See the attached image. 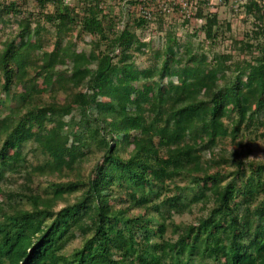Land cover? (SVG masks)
I'll return each instance as SVG.
<instances>
[{
  "label": "trees",
  "instance_id": "16d2710c",
  "mask_svg": "<svg viewBox=\"0 0 264 264\" xmlns=\"http://www.w3.org/2000/svg\"><path fill=\"white\" fill-rule=\"evenodd\" d=\"M29 2L0 0V30L18 22L0 51V95L15 102L8 113L0 111V196L8 197L0 201V264H264V196L257 203L264 162L246 161L244 150L215 151L224 138L264 129V42L251 59L230 66L232 54L209 59L190 45L175 51L181 45L170 35L160 74L171 82L154 79L150 87L155 69L138 68L131 52L149 43L129 27L113 34L121 15L111 13L107 0H36L35 14ZM243 5L248 12L262 9L256 0ZM206 16L207 35L215 38L218 15ZM47 22L57 32L50 51L42 39ZM76 23L92 36L89 53L67 37ZM254 31L253 37L264 36L263 25ZM241 44L254 53L252 42ZM29 142L45 159L26 180L60 176L46 196L26 183L21 190L4 187L7 171L23 173L21 163H29L23 153ZM232 160L234 177L223 167ZM188 176L198 186L189 202L180 191L158 202L162 190ZM210 200L209 215L176 224V237H165L173 209L200 201L206 207ZM79 237L82 244L68 252Z\"/></svg>",
  "mask_w": 264,
  "mask_h": 264
},
{
  "label": "rangeland",
  "instance_id": "374dc122",
  "mask_svg": "<svg viewBox=\"0 0 264 264\" xmlns=\"http://www.w3.org/2000/svg\"><path fill=\"white\" fill-rule=\"evenodd\" d=\"M72 1L74 2L75 0ZM107 1L110 3L109 6H113L112 10L110 8L111 13H118V17L121 15L119 21L123 19V13H126L127 16L131 14L127 10L125 6L126 4H124V0ZM191 1H196L200 4V7L195 12L193 10V13L195 15L193 14V17L191 19L184 20L182 17V20L177 21L175 20V18H173L174 22L170 24H168L166 21L164 22L162 19H158L153 25L151 24L149 26H147L146 24L145 26H137L136 24H133L134 22L129 24L128 20L127 24H129V26L127 25L123 27L116 23L111 28L113 34L116 35L119 34V32L123 29L129 27L130 29H132V31L137 34V36H139L140 42L144 41L149 43L148 46L142 47L141 51L137 50L135 48L137 45H135L133 46L131 52L133 53V62L138 68H140L141 70H146L148 68L155 69L153 70V79L148 82V86L150 87L153 86L154 79L158 80V83L161 86L166 87H168L171 82L169 78L162 79L160 74L164 60L165 58H167L166 52L170 35H172V37H175L178 40V43H180L181 45L180 48L179 45H177L175 51H184V46L190 45L194 48V51L205 53L209 57V59H212L214 54H232L233 58L228 61V65L230 66L240 60L251 59L252 55L258 52V48L256 47V45H258V43L259 45L263 44L264 42V36L253 37L255 35L254 30H257V25L264 26V0H256L261 4L262 7L260 12H258L257 10H253V12H248L247 9L243 7V4H245L247 0H242L243 2L241 0H237V2H233L232 4L231 1L227 0V3L225 2L223 4H217V6H214V8L209 6L206 0V2H204V0ZM201 3H203L202 7ZM31 10V13L33 14H35V12L38 13L39 11L35 7L31 8ZM210 11H212L213 13L216 12L218 15V25H216L215 27L216 31L218 32V36L215 38H209L206 31V25L208 23L206 15ZM200 13H202V15H200ZM258 15H260L261 20L259 17H257ZM17 23L18 22L14 19L13 21L5 22V27L2 26V29L0 30V51L7 43L8 37L15 35L16 32H14V29H16ZM45 27L47 29V32L42 34V39L45 40L44 49L50 51L53 49L55 40L57 38L56 26H54L51 22H47ZM248 34L250 35L249 37ZM67 37L71 38L77 43V49L79 51L84 50L89 53L91 50L94 49V45L90 44L92 36L82 30L80 23H76L74 28L67 32ZM243 40L250 41L254 44L253 54L252 52H248L246 48H241V41ZM103 48H105V45H103L102 49ZM116 53H119V49L116 50ZM179 57L180 56H177L174 62L177 65L179 63ZM229 75H232V71H229ZM174 80H177V78L174 77ZM59 96V98H61L60 100L64 98V94L61 92L59 93ZM0 98V111L6 114L10 110H12L15 105V102L13 103L12 101H10V98L7 94L0 95ZM43 98L49 99L48 93H44ZM262 132H264L263 128H260L257 132L251 131L250 133L246 134L245 137H239L235 141L232 140L231 137L224 138L219 141V145L215 148V151L217 152L224 150L227 154L230 155L232 151L240 152L241 150H244L247 152V154H245L246 157L243 156L244 159L247 158L245 159L246 161L264 162V137L260 136ZM133 147V145L128 146L125 156H128L129 152H131ZM23 153L29 163L27 164L26 161L21 163L20 167L23 169V173H11L7 171L6 178L10 179V181L8 183L5 182L4 187L6 188V190H21V186L26 183L33 187L36 192L46 196L47 191H50L51 181H58L57 179H60V176L57 174H35L33 177H31L32 181L31 183H29L26 180L28 176V171L32 169V165L42 162L45 157L43 156V154H41L40 150L36 148V145L33 142H29L28 144H26L23 149ZM209 157V153H206L204 156L205 159ZM233 161L238 165L237 160H232L230 162V165L227 164L223 167L226 170V174L227 172H232V176L234 177L235 171L233 170L236 168V166H234ZM95 163L96 160L94 159L85 164L82 170L84 175H88V173H90L91 168ZM217 169V167H213L211 169V172L213 173L214 171H217ZM75 176L76 175H73V177ZM191 181L192 179L188 176L184 179H178L176 183H171L172 191H166L165 193L164 190H162L160 198L157 199L158 202H161L164 197H171L174 193L179 191L185 193V198L183 202H189L192 196L195 193H198V186H194ZM225 182L226 181L224 180V184ZM174 184H177L178 187H182L183 190H180V188H175L173 186ZM23 191L28 192V188H24ZM263 196L264 195L262 194L257 198V203L263 198ZM74 199L75 195H72L69 198V200ZM0 201L6 204L8 203V197L0 196ZM15 201L20 202L21 207L27 205L26 199L17 198ZM65 204L66 203L62 201L59 202L56 206V209H61ZM211 208L212 200L208 202L206 207L203 206V201H200L197 203H192L190 208L183 209L182 212H178L173 209L171 211L172 217L168 219V222L172 220L174 224H170L168 226V231L165 237H176L177 234H174V226L176 224L180 226H187L191 223H195L200 217L209 215ZM163 210L165 211L164 207ZM137 211H141L140 208H136L134 210V212ZM83 238L84 237H79L72 241L68 245L67 251L70 252L73 250L74 247L80 246L82 244Z\"/></svg>",
  "mask_w": 264,
  "mask_h": 264
},
{
  "label": "built area",
  "instance_id": "2783aa9c",
  "mask_svg": "<svg viewBox=\"0 0 264 264\" xmlns=\"http://www.w3.org/2000/svg\"><path fill=\"white\" fill-rule=\"evenodd\" d=\"M206 1L213 8L217 4L226 2V0ZM35 2L36 0H32V2L28 3L27 7L29 9L35 7ZM69 2L72 3L73 1L69 0ZM232 2H237V0H232ZM124 4H126L127 10L131 14L127 16L126 13H123V19L120 21V26L123 27L127 25L128 20L129 24L136 21H144L149 26L151 24L153 25L158 19H162L168 24L174 22L173 18L177 21L182 20V17L184 20L191 19L194 14L193 10L195 12L200 7L199 2L191 0H124Z\"/></svg>",
  "mask_w": 264,
  "mask_h": 264
}]
</instances>
